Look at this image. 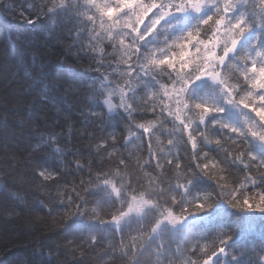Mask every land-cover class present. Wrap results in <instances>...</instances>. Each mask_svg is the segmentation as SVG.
Returning a JSON list of instances; mask_svg holds the SVG:
<instances>
[{
  "label": "snow or ice",
  "instance_id": "6c2138e0",
  "mask_svg": "<svg viewBox=\"0 0 264 264\" xmlns=\"http://www.w3.org/2000/svg\"><path fill=\"white\" fill-rule=\"evenodd\" d=\"M15 14L46 19L48 38L62 30L65 54L88 57L95 73L69 86L83 94V149L38 131L29 153L56 154L55 166L35 160L32 175L72 264L93 251L100 264H142L146 253L155 264H264V0H36ZM189 14L195 23L164 35ZM10 15L5 4L0 16ZM159 38L184 59L162 54ZM202 80L219 86V100L193 95ZM56 111L71 144V113ZM32 255L17 264H44L42 251Z\"/></svg>",
  "mask_w": 264,
  "mask_h": 264
},
{
  "label": "trees",
  "instance_id": "16d2710c",
  "mask_svg": "<svg viewBox=\"0 0 264 264\" xmlns=\"http://www.w3.org/2000/svg\"><path fill=\"white\" fill-rule=\"evenodd\" d=\"M27 1L36 2L3 0L0 3V14L5 4L11 12L8 18L0 16V264H17L18 257H27L31 262L33 250L44 253V264H64L66 260L67 264H72L73 257H66L64 250L57 248V245H63L65 235L58 227L60 217L56 212L49 215V198L43 189L37 191L32 175L35 160L55 166L58 163L56 154L47 145L32 160H29V153L31 145L39 143L38 131H55L61 134V146L83 149L84 143L78 136L82 120L78 114L81 110L78 100L83 94L71 92L69 86L77 80L88 81L95 73L86 70L90 62L88 57L81 55L77 59L65 54L68 41L62 30L57 29L48 38L41 30L48 23L46 19L42 18L33 26L16 16L15 10L26 8ZM181 18L172 20L173 23L181 20L176 27L177 33L196 20L193 15ZM34 51L39 55L35 63L32 62ZM57 60L67 63L57 67ZM25 69L30 76H25ZM12 71H17V76L9 83L8 75ZM210 87L209 81H198L193 95H200ZM43 97L48 99L43 100ZM57 107L71 113V144H67L68 128L63 114L58 116ZM151 115L148 113V118ZM54 121L57 122L54 124ZM225 219L238 231L244 226L243 219L235 216ZM253 235L260 240L259 231ZM97 254V251L89 253L83 264H100ZM75 258H79V253ZM150 258L154 259L151 253H146L142 264Z\"/></svg>",
  "mask_w": 264,
  "mask_h": 264
},
{
  "label": "clouds",
  "instance_id": "9594fccd",
  "mask_svg": "<svg viewBox=\"0 0 264 264\" xmlns=\"http://www.w3.org/2000/svg\"><path fill=\"white\" fill-rule=\"evenodd\" d=\"M178 33L176 32V28H174L170 32L164 33V35H167L169 38H171L172 36H174ZM156 42L164 48V51L162 54L170 55L171 52H176L177 56L180 59H184V56L180 54L179 49H176L175 47H173L172 49H168L165 45V41L163 38L157 39ZM237 63H240V61H237ZM209 82H210L211 87L206 89L202 95L207 96L209 99L219 100L220 96L222 95V93L219 91V86L214 85L211 81H209ZM145 264H155V261H154V259L150 258L145 262Z\"/></svg>",
  "mask_w": 264,
  "mask_h": 264
},
{
  "label": "rangeland",
  "instance_id": "374dc122",
  "mask_svg": "<svg viewBox=\"0 0 264 264\" xmlns=\"http://www.w3.org/2000/svg\"><path fill=\"white\" fill-rule=\"evenodd\" d=\"M30 4V1H27V5ZM27 5L25 4V7H27Z\"/></svg>",
  "mask_w": 264,
  "mask_h": 264
}]
</instances>
